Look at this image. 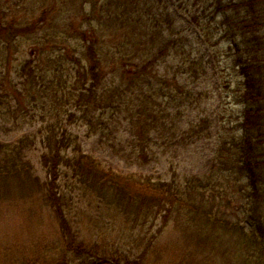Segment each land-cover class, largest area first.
I'll return each mask as SVG.
<instances>
[{
  "label": "trees",
  "instance_id": "obj_1",
  "mask_svg": "<svg viewBox=\"0 0 264 264\" xmlns=\"http://www.w3.org/2000/svg\"><path fill=\"white\" fill-rule=\"evenodd\" d=\"M12 1L44 10L37 19L0 20V117L20 126L36 111L42 125L0 141V215L29 193L32 210L47 209L81 264H264V0H196L203 7L191 20L238 77L239 115L219 118L215 134L208 116L180 126L191 144L215 138L212 164L203 175L171 167L168 179L105 165L65 124L78 116L88 136L124 126L143 165L159 138L178 130L194 93L171 72L181 46L166 0ZM6 61L17 79L2 69ZM194 64L184 63L185 73ZM36 149L45 180L29 158ZM89 205L112 218L102 228L113 242L102 234L76 240L72 217Z\"/></svg>",
  "mask_w": 264,
  "mask_h": 264
},
{
  "label": "rangeland",
  "instance_id": "obj_2",
  "mask_svg": "<svg viewBox=\"0 0 264 264\" xmlns=\"http://www.w3.org/2000/svg\"><path fill=\"white\" fill-rule=\"evenodd\" d=\"M12 2V0H0V20L5 18H17L23 21L32 18L37 19L44 10V7L41 8L36 5L34 13H31L32 9L21 8L22 6L15 8L12 6ZM166 2L176 19L174 37L179 39L178 42L181 46L179 53L171 61V72L176 73L185 83L190 82V87L194 93V99L185 105L180 114L178 130L159 138L151 161L143 165L134 162L135 158L132 156L124 126L119 127V133L112 135L88 136L86 127L80 120L75 119L78 116L67 119L65 124L67 129L78 135L84 151L94 155L105 165L123 173L134 172L144 176H160L168 179L171 175V167H175L181 174L203 175L209 171L212 164L215 138L191 144V139L180 135V126L186 127L185 125L198 118L208 116L213 122L212 132L215 134L220 127L219 118H224L227 121L231 115L230 121H233L238 118L239 108L233 103L232 95V90L237 86L238 77L231 68L229 57L223 59L221 57L219 61L215 60V50L210 48L204 40V34L200 28L191 20V14L198 9L201 10L203 3L196 4V0H184L183 3L182 0H166ZM205 2L207 4L212 3L211 0H205ZM28 4L30 5V3ZM11 7L15 9L10 10ZM44 25L47 26L46 23ZM26 43L27 41L25 42L26 54L34 53V48L30 44L26 45ZM191 58L195 62V72L185 73L188 67H184V63ZM2 69L8 70L12 77L17 79L14 66L10 61H6V65L4 64ZM190 74L195 75L196 78ZM32 115L34 116L31 120L19 122L23 124L20 126L7 124L0 117V141L11 142L22 135L37 132L42 121L36 111H33ZM39 152L40 150L36 149L29 154V158L35 166L36 175L45 180L46 172L39 161ZM12 181L16 187H20L18 181ZM19 195L11 204L12 206L8 208L2 206V215H0V264H59L62 256L65 259L64 264H81L78 252H67L70 249L69 244L65 242L61 229L59 230L56 226L57 223H54L49 217L47 209L38 208L34 211L30 204V194ZM5 202L10 204L8 201ZM81 210L82 212H78L77 216L72 217V233H75L76 238H78L76 240L79 242L84 240L89 243L90 239L95 240L98 234H102L106 236L108 243L113 242L110 231L106 232L102 228V226H113L109 214H105V210L102 208L100 210L98 205L82 207ZM100 212L105 215H101ZM118 242L120 240L116 238V243ZM58 252L67 254L60 256Z\"/></svg>",
  "mask_w": 264,
  "mask_h": 264
}]
</instances>
